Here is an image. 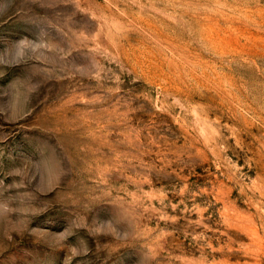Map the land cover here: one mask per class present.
<instances>
[{"label": "rangeland", "instance_id": "1", "mask_svg": "<svg viewBox=\"0 0 264 264\" xmlns=\"http://www.w3.org/2000/svg\"><path fill=\"white\" fill-rule=\"evenodd\" d=\"M0 264H264V0H0Z\"/></svg>", "mask_w": 264, "mask_h": 264}]
</instances>
